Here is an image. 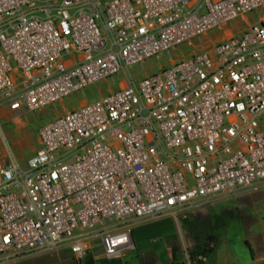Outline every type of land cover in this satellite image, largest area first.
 <instances>
[{
    "label": "built area",
    "instance_id": "built-area-1",
    "mask_svg": "<svg viewBox=\"0 0 264 264\" xmlns=\"http://www.w3.org/2000/svg\"><path fill=\"white\" fill-rule=\"evenodd\" d=\"M237 19L242 31L44 124L25 165L0 125V261L55 246L116 261L135 219L264 192V0H0V108L14 113Z\"/></svg>",
    "mask_w": 264,
    "mask_h": 264
},
{
    "label": "rangeland",
    "instance_id": "rangeland-1",
    "mask_svg": "<svg viewBox=\"0 0 264 264\" xmlns=\"http://www.w3.org/2000/svg\"><path fill=\"white\" fill-rule=\"evenodd\" d=\"M259 15L252 13L246 17L249 22L255 23ZM245 28L246 24L237 19L222 30L210 31L205 37L192 39L190 44L185 42L168 52L163 51L134 63L113 78L98 80L43 108L20 113L0 108L1 131L20 163L25 165L39 148V129L58 115L83 101L93 102L108 91H116L120 83L129 77L139 81L145 75L167 68L173 61L186 58L190 53L222 39L227 29L237 33ZM2 151L0 138V153ZM228 212H232L234 217L225 226L219 227V219ZM129 229L134 249H127L118 258L121 264H183L185 249L196 255L208 247L214 250L201 264H264V192L259 189L235 191L176 211L135 219L130 222ZM211 239L216 241L211 242ZM89 254L93 264L101 259L100 248L87 250L78 257L68 247L55 246L24 257L0 261V264H87Z\"/></svg>",
    "mask_w": 264,
    "mask_h": 264
},
{
    "label": "trees",
    "instance_id": "trees-1",
    "mask_svg": "<svg viewBox=\"0 0 264 264\" xmlns=\"http://www.w3.org/2000/svg\"><path fill=\"white\" fill-rule=\"evenodd\" d=\"M233 217H234L233 213L232 212H228V214L226 216H224V217H222V218L219 219L218 226L219 227L225 226L227 224L228 220L231 219V218H233ZM215 241H216L215 239H211V242H215ZM201 250L202 251H199V252L206 257L214 249L212 247H210V248L208 247V248L201 249ZM189 254L193 255V253H189ZM88 256L89 257H88V260L86 261V263L87 264H93L94 262H93L92 256L90 254ZM96 264H121V263L119 262V260L108 262V261L102 259V260L97 261ZM199 264H201V263H199Z\"/></svg>",
    "mask_w": 264,
    "mask_h": 264
},
{
    "label": "crops",
    "instance_id": "crops-1",
    "mask_svg": "<svg viewBox=\"0 0 264 264\" xmlns=\"http://www.w3.org/2000/svg\"><path fill=\"white\" fill-rule=\"evenodd\" d=\"M226 34H227V31H225V35H224L222 38H224V37L226 36ZM1 109H2V110H5L6 112L9 111L6 107H1ZM9 112H10V111H9ZM37 144L39 145L38 138H37ZM260 232H262V231H260ZM260 234H261V233H260Z\"/></svg>",
    "mask_w": 264,
    "mask_h": 264
},
{
    "label": "bare ground",
    "instance_id": "bare-ground-1",
    "mask_svg": "<svg viewBox=\"0 0 264 264\" xmlns=\"http://www.w3.org/2000/svg\"><path fill=\"white\" fill-rule=\"evenodd\" d=\"M129 248H133V247L130 246V247L126 248V249L123 250L118 256H116V258L118 259V258L122 257L123 254H124V252H125L127 249H129Z\"/></svg>",
    "mask_w": 264,
    "mask_h": 264
}]
</instances>
